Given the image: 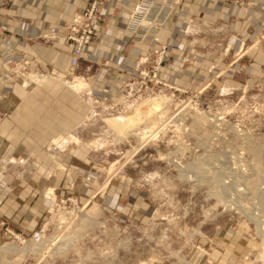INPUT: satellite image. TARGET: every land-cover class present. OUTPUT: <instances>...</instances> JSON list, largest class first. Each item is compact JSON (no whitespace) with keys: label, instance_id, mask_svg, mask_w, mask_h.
I'll use <instances>...</instances> for the list:
<instances>
[{"label":"rangeland","instance_id":"374dc122","mask_svg":"<svg viewBox=\"0 0 264 264\" xmlns=\"http://www.w3.org/2000/svg\"><path fill=\"white\" fill-rule=\"evenodd\" d=\"M204 1L238 7L250 20L235 31L219 19L205 21L202 11L185 20L194 30L182 19V36L195 37L192 54L180 51L182 68L197 70L189 84H174L162 72L175 51L155 39L172 32L169 18L185 1H153L141 27L146 40L131 38L146 48L126 60L135 73L122 99L92 81L111 68L105 60L80 63L66 80L67 87L73 78L82 81L76 97L85 106L75 138L66 140L69 154L57 159L64 141L55 139L39 149L40 164L31 155L4 159L1 173L35 183L48 204L29 235L0 222V264H264V67L253 66V53H264L263 6ZM12 4L0 0L4 10ZM55 33L38 40L50 43ZM34 76L59 80L29 51L7 77L29 85Z\"/></svg>","mask_w":264,"mask_h":264},{"label":"crops","instance_id":"0c3cea01","mask_svg":"<svg viewBox=\"0 0 264 264\" xmlns=\"http://www.w3.org/2000/svg\"><path fill=\"white\" fill-rule=\"evenodd\" d=\"M138 1L109 0L103 5L96 41L84 48L76 68L69 63L70 45L65 39L66 27L72 17L85 7L87 0H13L10 8L4 10L0 7V113L5 115L0 121V222L7 221L16 232L29 235L44 219V208L48 203L43 202L40 194L36 192L35 183L15 182L12 179L10 181L8 175L4 176L1 173L2 162L8 158H13V162L16 158L31 155L40 164L39 149L55 139L64 141L60 145V151L55 154L58 155L57 159L62 161L69 154L65 151L68 147L66 140L75 138L74 132L83 117L85 106H79V99L76 97L78 94L65 87L62 81L68 80L80 63L105 60L111 68L99 69L93 75L95 78L92 81L95 82V87L102 86L99 91L108 93L114 100L122 99L124 82L129 75L135 73L131 62L126 60H133L146 48L143 42L132 41V35L126 29L128 15ZM184 1L180 11L169 18L170 24L175 27L172 32L169 34L158 31L156 36L158 33L159 35L155 37L157 43L167 44L175 51L171 58H167L162 72L171 73L172 82L179 86L189 84L197 74L196 69H184L181 65L184 58L180 51L186 48L187 53L192 54L190 45L195 41V37L184 38L180 33L182 19L185 29L194 30L195 25L185 24V20H190L202 11L205 21L219 19L235 31H242L250 20L240 8L222 2L214 1L211 4L204 0ZM254 2L260 7L263 6L264 13V0ZM260 7L255 11L260 10ZM259 17L260 14L253 15L254 19ZM50 30L56 31L57 38L50 43L38 40L41 34ZM128 44L132 46L127 58H124L121 52ZM26 51L31 52L48 67L59 78L58 82L47 81L41 76H38L39 80H34L40 85H28L21 80L9 81L7 76L14 63ZM253 66L259 69L264 67V53H253ZM108 73L115 77L108 79ZM74 151L73 155L79 156V145ZM75 162L77 164L73 169L79 170V158ZM40 168L47 170L43 165Z\"/></svg>","mask_w":264,"mask_h":264},{"label":"built area","instance_id":"2783aa9c","mask_svg":"<svg viewBox=\"0 0 264 264\" xmlns=\"http://www.w3.org/2000/svg\"><path fill=\"white\" fill-rule=\"evenodd\" d=\"M109 0H87L85 7L72 17L68 23L65 36L66 42L70 45L69 63L71 67H77L79 59L82 57L83 50L89 46L98 35L99 22L101 21V9ZM172 4H179L182 0H167ZM155 3L148 0H139L129 17L126 29L133 38L146 40V36L141 33V27L146 23L149 11L154 8ZM149 28L152 24L148 23ZM41 232V231H40ZM40 232L33 234L34 242H37L41 235ZM13 237L23 242V238L13 235Z\"/></svg>","mask_w":264,"mask_h":264},{"label":"bare ground","instance_id":"6f19581e","mask_svg":"<svg viewBox=\"0 0 264 264\" xmlns=\"http://www.w3.org/2000/svg\"><path fill=\"white\" fill-rule=\"evenodd\" d=\"M43 78H47V77H43ZM29 79H32L33 81L34 80H39V77L37 76V78H33V77H29ZM62 82H64L65 84L64 85H66V86H68L70 83H68L67 81H66V79H65V81H62ZM71 83H73V85H71V86H69L68 88L71 90V91H73L74 93H78L79 92V90L80 89H82V87H83V83H82V81L81 80H79V78H73L72 79V82ZM147 138V137H146ZM148 138L149 139H151V138H153V135H150V136H148ZM143 139H145V137H142L141 138V140H143ZM263 181V180H262ZM263 183H264V181H263ZM71 215V214H70ZM68 224V223H67ZM67 224L65 225V226H63L62 228H61V230H64L65 228H66V226H67ZM264 228V227H263ZM259 230H260V228H258ZM262 232V233H261ZM260 235H262L261 236V239H262V245L264 246V230L263 231H260Z\"/></svg>","mask_w":264,"mask_h":264}]
</instances>
